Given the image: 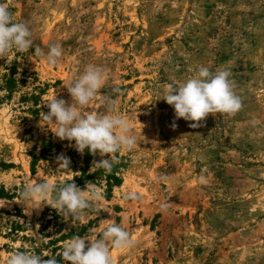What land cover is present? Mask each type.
Returning <instances> with one entry per match:
<instances>
[{"label":"rangeland","instance_id":"374dc122","mask_svg":"<svg viewBox=\"0 0 264 264\" xmlns=\"http://www.w3.org/2000/svg\"><path fill=\"white\" fill-rule=\"evenodd\" d=\"M0 3L14 21L28 23L33 40L27 52L0 57V87L13 69L24 80L11 95L0 90V264L17 250L55 258L69 237L97 236L108 219L134 241L130 249H112L113 264H264V0ZM53 43L63 55L48 67L35 49L46 52ZM87 65L106 71L100 94L117 101L137 146L112 154L113 187L106 188L103 172L80 188L95 185L103 199L79 219L44 205L26 213L20 192L28 178L58 185L83 169L100 172L93 163L109 158L91 154L85 165L74 142L43 126L42 103L53 95L70 103L66 86ZM197 65L231 70L242 107L193 128L158 99L164 84L188 78ZM25 94L37 97V106L23 102ZM87 107L105 111L99 101ZM59 155L70 160V171L58 168ZM159 176L169 179L158 182ZM129 191L139 198L126 201ZM168 200L172 205L161 211Z\"/></svg>","mask_w":264,"mask_h":264},{"label":"clouds","instance_id":"9594fccd","mask_svg":"<svg viewBox=\"0 0 264 264\" xmlns=\"http://www.w3.org/2000/svg\"><path fill=\"white\" fill-rule=\"evenodd\" d=\"M32 32L27 22L14 21L6 3H0V57L9 52L24 53L33 45ZM35 55L41 57L48 67H55L62 58L59 44L49 45L46 52L35 49ZM188 78L162 86L160 98L174 109L175 117L193 122L195 128L205 117L217 114L235 115L242 107L241 98L234 92L230 80L231 70L218 68L215 71L204 65L190 69ZM107 80L106 71L96 65H87L66 89L71 98L67 103L51 96L42 103L48 111L41 112L43 126H47L54 136L61 141L74 142L75 150L84 153L107 155L108 159L94 162L93 167L110 173L115 158L112 154L119 151H131L137 146V136L129 127V118L118 111L117 101L110 96H103L100 90ZM119 93V89L113 90ZM99 101L105 106L104 113L86 111L87 106ZM51 126V128L49 127ZM54 130V131H53ZM60 169L70 171V160L59 155L56 157ZM157 181H168L167 176L156 177ZM204 183L205 178L199 177ZM20 198L26 213L48 206L65 218L79 219L86 210L103 199L101 188L88 184L81 190L74 183L57 186L52 182L28 178L21 189ZM135 192H126V201L136 200ZM46 201V204L44 203ZM172 204L165 201L160 209L166 212ZM104 227L94 237L73 236L66 240L60 253L66 264H113L110 255L112 249L123 250L134 246L129 231L114 219L103 220ZM33 251H14L6 258L5 264H58L55 258L47 260Z\"/></svg>","mask_w":264,"mask_h":264},{"label":"trees","instance_id":"16d2710c","mask_svg":"<svg viewBox=\"0 0 264 264\" xmlns=\"http://www.w3.org/2000/svg\"><path fill=\"white\" fill-rule=\"evenodd\" d=\"M14 74H15V70L13 69V70H10L9 74H5L1 77L2 86L0 87V90L5 91L8 95H11L12 93H14L15 90H17L19 85L24 84V80L23 79H21V80L15 79ZM21 99L23 102H27V100H30L34 103L35 106H37V97H34L33 95L25 94V95H23V97H21ZM90 156H91V153H89L87 150H85L84 160H83L85 165H87L89 163ZM103 172H105V171L103 169H101L100 172H96L93 174L86 175V169H83L81 171V174L79 177H74L72 181H65L61 184H58L57 186L63 185L64 183L68 182V183H74L77 187L81 188V187L85 186V183L88 180L95 179V177L98 174L103 173ZM105 178H106V188L107 189H110L111 187H113V185L118 183V179L116 177H113L112 175H109L107 173L105 174ZM53 218L58 219L59 217L54 213ZM47 223H49V221H47ZM18 228H19L18 225H14L10 229V232H16ZM66 238H67L66 236L61 237V239H66ZM69 238H71V237H69ZM54 242H57V241H50V244L54 243ZM57 250H60V249H56L53 252V254H55L57 252ZM55 259L59 263L62 260V256L56 255Z\"/></svg>","mask_w":264,"mask_h":264}]
</instances>
